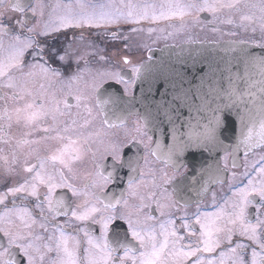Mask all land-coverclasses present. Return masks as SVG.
Here are the masks:
<instances>
[{
    "label": "snow or ice",
    "instance_id": "1",
    "mask_svg": "<svg viewBox=\"0 0 264 264\" xmlns=\"http://www.w3.org/2000/svg\"><path fill=\"white\" fill-rule=\"evenodd\" d=\"M0 9V142L12 143L10 133L16 127L25 130L15 140L16 146H27L19 156L13 153L11 164L7 156H0L6 165L3 175L8 177L0 187V264H264V0H57L52 5L44 0H10L8 4L0 0ZM200 13L211 15L207 23L213 25V32L221 31L216 24H226L235 29L227 35L251 33L255 38L259 33V42L252 41L261 49L259 54L243 47L249 44L248 39L232 42L241 46L238 62L246 69L255 68L259 79H253L247 71L235 82L230 77L225 90L229 103L224 109H211L207 123L189 125L187 133L175 129L174 139L180 151L193 145L215 144L228 128L232 109L242 108L251 123L247 131H241L236 144L237 151L244 148V163L232 160L227 178L231 194L218 204L213 193L216 211H201L198 203L189 217V202L180 205L168 193L167 173L163 174V183L158 185L153 180L146 193L133 190L130 179L129 195L137 196L140 204L134 212L120 210L121 204L128 208L123 193L119 197L101 193L115 181L118 167L132 166L131 159L125 160L124 146L109 141L102 158L111 157L112 171L105 175L97 164L94 178L82 188L75 182L76 164L90 150V142L102 135L88 129L107 103L101 99L106 81L125 85L128 81L118 72L93 73L87 67L86 57L99 51L95 44L89 42L79 49L69 43L58 49L49 38L79 29L80 35L74 40L83 44V30L87 29L115 41L121 38L124 26H132L130 32H143L139 25L161 21H179L178 30H184L189 22L204 23ZM31 19L36 23L30 24ZM147 31L163 29L149 27ZM73 58L77 71L65 81L64 74L52 64L69 63ZM81 60L85 68H79ZM123 63L132 65L127 58ZM85 72L90 80H84ZM131 72L137 76L141 67L132 65ZM240 80L243 88L238 87ZM57 81L64 87L56 90ZM80 82L84 87L73 89V84ZM179 87L183 88V79ZM189 94L194 102L199 99L207 106L191 87L183 93L185 97ZM254 113L260 117L255 132ZM236 115L243 126L244 116L239 111ZM131 146L134 144L129 150ZM21 156L23 163L14 167ZM170 159L171 154L165 163ZM224 169H228L227 157ZM153 203L162 219L148 225V221L157 220L151 213H144ZM178 206L185 212L176 217ZM60 217L65 218L64 224L57 223ZM121 221L127 225L123 236L117 231ZM65 225L75 234L66 232ZM95 225H99V236L94 235Z\"/></svg>",
    "mask_w": 264,
    "mask_h": 264
},
{
    "label": "water",
    "instance_id": "2",
    "mask_svg": "<svg viewBox=\"0 0 264 264\" xmlns=\"http://www.w3.org/2000/svg\"><path fill=\"white\" fill-rule=\"evenodd\" d=\"M232 42L201 40L151 49L148 52L149 59L141 63V72L135 76L131 94L126 96L118 84L106 82V91L101 96L102 100L107 101L102 113L108 122L115 123L130 114H140L152 132L156 156L166 161L171 154L168 164L173 167L187 164L189 171L185 184L188 192L195 191L196 195L204 194L221 179V154L228 149L234 155L244 153L243 146L239 151L236 150V144L241 131H247V126H251L248 114L242 108H233L228 128L215 144L193 145L180 151L177 148L178 140L173 135L175 129L179 133H187L189 125L196 126L199 122L202 126L207 123L212 115L211 109H224V105L229 103L225 90L229 88L230 77L235 82L237 77H244L247 71L252 73L253 79H259L255 68L248 66L246 69L243 63L238 62L236 57L241 46ZM233 47L235 51L231 50ZM243 47L257 54L261 52L252 43ZM181 79L183 88L179 87ZM189 87L197 96L203 97L207 106L199 99L194 102L191 94L187 97L183 95ZM238 87H244L243 80L239 81ZM237 111L244 116L243 126L240 117L236 115ZM255 120L257 124L254 132L258 131L260 117L255 116ZM179 139L187 140V137L180 136ZM205 188L207 191H204Z\"/></svg>",
    "mask_w": 264,
    "mask_h": 264
},
{
    "label": "flooded vegetation",
    "instance_id": "3",
    "mask_svg": "<svg viewBox=\"0 0 264 264\" xmlns=\"http://www.w3.org/2000/svg\"><path fill=\"white\" fill-rule=\"evenodd\" d=\"M160 2V0H158ZM10 0H5V4H8ZM35 2V0H33ZM47 4H55L57 0H44ZM64 2H67V0H64ZM149 2H154L153 0H149ZM0 11H3V9H0ZM9 15H12V13H8ZM15 15L20 16L22 14L16 13ZM31 16V14H28ZM47 18V11L45 15V19ZM39 19V18H36ZM36 19H31L30 24L36 23ZM212 17L208 13H200V20L204 21V23H199L200 25L198 28L200 30H196V34L194 36H191L189 38H180L179 34H177L175 37L171 36L170 39L165 40L161 39L159 42L158 39L155 40V38H151V43L147 44L146 49V55L148 54V51L157 48L158 46L174 43V44H180L184 41H190V40H207V41H239L243 39H248L250 43H253L252 41L255 40L256 42H259L260 35L259 33L256 34L255 38L252 37L251 33L245 34L240 33L237 36H231L227 35L229 31L235 30L231 26L226 24H216L215 26L218 27L221 31L220 32H214L215 34L211 35H201L202 31L204 33H211L213 32L211 28L213 25L208 24L207 21L211 20ZM180 24L179 21H161L153 27L157 28V26H162L161 28L166 27V31H170L168 28L176 29V26ZM42 27V22L41 25ZM148 27V23H143L142 25H139L138 27ZM132 26H124L123 30L121 32V38L118 40H111L107 36H97L93 35L92 33L97 30H83L85 35V41L83 44L78 41L74 40V37H78L80 35L81 30L79 29H70L66 32H61L55 35L54 38H49V43L53 44L55 47L63 48L67 46L69 43L74 44V47H77L79 49H83L84 45L91 42L97 46V48H100V50L103 52L102 57H105V55L110 59V64L113 65V67H104V68H94L95 64V58L94 55H89L86 57L87 60V67L92 70L94 73L96 70H100L103 72H118L121 77H123L124 80L128 81V84L125 85L124 83H117L115 80H108L106 82H114L120 86V89H122V93L124 95H129L133 91V84L135 81V76L132 75L131 67L132 65L139 66L140 63L148 58L149 55H147L146 58L137 59V62H134L132 55H135L136 53L140 52V41L141 39H138L137 36L140 34L139 32H130L129 28ZM178 30V29H177ZM182 32L183 30H179ZM223 33V34H222ZM127 37V39H124V37ZM139 37V36H138ZM138 40H137V39ZM150 42V41H149ZM256 45V43H253ZM134 47H138V49H135ZM94 49H89V51H93ZM124 58H127L128 60L132 61V65H125L123 63ZM53 67L59 68L60 71L64 74L63 79L66 81L67 77L77 71V64L75 62V58L69 63H61V62H53ZM79 68H85V61L81 60L79 63ZM84 80H90L89 73L85 72L84 74ZM61 87H64L60 82H54V88L56 90H59ZM83 82L80 83H74L73 89L76 88H83ZM65 91H67L65 87ZM71 103H75L74 100H71ZM73 112L76 111L75 108L72 109ZM105 121L104 115L102 111L99 113V115L96 117V120L94 124L88 129V131H99L102 133V135L99 138H94L90 142V150L84 155L83 159L79 161L76 164V170L78 173V178L75 181L78 187H84L86 184L90 183V181L94 178V173L97 170L96 165L99 164L102 166L101 170L106 175L107 172L112 171V165L113 161L111 157H108L106 159H103L102 156L104 154L105 148L108 146V142H116L119 144H122L124 146L123 151L125 154V160L131 159L132 160V166H125L123 168H117L116 170V178L115 181L112 184H109L103 193H101L102 196L104 195H115L119 197L121 193L124 194V198L128 200V208L125 209L123 204L119 205L118 208L120 210L124 211H133L135 206H138L140 204V200L137 196H130L129 192L132 191L129 189V180L131 179L135 191L139 193H146L149 189L148 186H150L151 182L155 180L156 184H161L164 182V173H167V184H165V187L167 188L168 193L172 194L173 199H178L179 204L182 205L185 200L189 202V206L187 207L186 211L188 213V216L191 217L192 213L196 211L197 204L199 203V207L201 211H207V212H213L216 211V207H214L213 202V193L216 194V201L215 203L222 204L223 198H226L231 193L228 192V183L227 178L231 175V164L232 160L235 159L237 164L243 165L244 163V155H233L231 150H228V152L223 153L220 156V161L222 165V169L225 171L222 175L220 180H223V183L216 182L214 185H212L207 192L204 194H195V191H189L187 189V184H185V177L188 173V168L186 165H178L177 167H172L168 163L166 164L164 161L159 159L156 154L153 151V135L152 132L148 130V127L144 124L143 120L141 119L140 115L130 114L128 117L123 118L122 120H118V122H107L103 123ZM139 130V131H138ZM25 130L22 128H16L13 127L11 130V135L14 137L12 140V143L5 144L0 142V156H7L9 163H12V156L15 152L18 156L26 150L27 146H24V148H18L15 144V140L19 139L23 132ZM42 133H37V135H41ZM134 144V146L130 147L129 145ZM256 151H261V149H257ZM227 157V163H228V169H224V163L225 158ZM251 155L249 156V159H251ZM95 161V163H94ZM23 163V158L21 156L19 162L14 165V167L19 168L20 164ZM6 165L3 161V159H0V187H2L5 184V181L8 179L5 175H3L4 169ZM135 169V171H133ZM241 169H238V171H241ZM142 182V183H141ZM182 197V199H181ZM179 208V206H178ZM156 205L153 203L151 205V208H145L144 213H151L152 215L157 217L156 221H148V225L157 224L160 219H162L159 216V213L155 211ZM3 211L2 206H0V212ZM185 212V209L179 208V210L176 211L175 216L179 217L182 216ZM65 218L60 217L58 218L57 223L64 224ZM180 221L177 219V225H179ZM94 229V235L99 236V225L92 226ZM127 225L121 221L118 223L117 231L120 232L121 236H123L124 229H126ZM37 232L40 231L39 228L36 229ZM65 231L68 233H74L72 227H68L65 225ZM182 231V230H181ZM82 236V234H81ZM129 240H131V236L129 234ZM134 243V242H133ZM122 254V253H121Z\"/></svg>",
    "mask_w": 264,
    "mask_h": 264
},
{
    "label": "rangeland",
    "instance_id": "4",
    "mask_svg": "<svg viewBox=\"0 0 264 264\" xmlns=\"http://www.w3.org/2000/svg\"><path fill=\"white\" fill-rule=\"evenodd\" d=\"M155 3H159L158 0H153ZM180 25V24H179ZM179 25L176 26V29H171V28H168L170 31H166V27L163 26L164 28H161L162 26H157V29H163V31H156V32H152V33H149L147 31V29L149 27H153V25H149L148 27H142L145 29V31L143 32H139L140 34L137 36L138 39H141L140 41V49L141 50L140 52L136 53L135 55H132V58L134 60V62H137V59H141V58H146L147 55H146V49H147V44L151 43V38H155L159 40V42L161 41V39H165V40H168L170 39L171 36L175 37L177 34H179L180 38H189L191 36H194L196 34V30H200V28H198V26L200 25L199 23H196V24H193L191 22L188 23L187 27L182 31L180 32L179 30ZM212 34H215L214 32H211V33H204L202 31V34L201 35H211ZM136 38V39H137ZM137 39V40H138ZM150 41V42H149ZM147 45V46H146ZM135 49H138V47H134ZM99 51L96 52V54L94 56H96L95 58V64H94V68H104V67H113V65L110 64V59L105 55L104 59H101L102 55H103V52L100 50V48H98ZM95 51V49L93 50Z\"/></svg>",
    "mask_w": 264,
    "mask_h": 264
}]
</instances>
